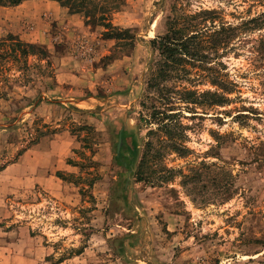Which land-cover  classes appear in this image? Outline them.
I'll return each instance as SVG.
<instances>
[{
  "label": "rangeland",
  "instance_id": "obj_1",
  "mask_svg": "<svg viewBox=\"0 0 264 264\" xmlns=\"http://www.w3.org/2000/svg\"><path fill=\"white\" fill-rule=\"evenodd\" d=\"M39 1L0 6V37L42 46L51 62L0 79L3 237H37L25 245L42 244L31 264H264V0H94L87 10L127 40ZM174 19L202 30L205 57L149 89L160 60L151 41ZM222 29L216 48L210 36ZM216 81L231 89L224 106L178 102L182 89L223 92ZM162 93L175 135L150 117ZM123 130L137 141L135 169L151 142L141 166L151 183L116 159L130 142Z\"/></svg>",
  "mask_w": 264,
  "mask_h": 264
},
{
  "label": "trees",
  "instance_id": "obj_2",
  "mask_svg": "<svg viewBox=\"0 0 264 264\" xmlns=\"http://www.w3.org/2000/svg\"><path fill=\"white\" fill-rule=\"evenodd\" d=\"M28 0H0V6L7 7V6H18L22 4L23 2ZM59 2L62 6L69 8L74 13H85V17L88 18V23L90 24H99L103 28L106 29L104 35H107L108 38H116L120 40H127V39H133L132 36H130L128 31L120 32L116 31V28L110 23L105 22L108 21V19L102 15L98 18L96 16H93L94 14H91V10H87V7L89 5L94 6V0H52ZM93 2V4H91ZM96 9V7H94ZM92 15V16H91ZM195 27V28H194ZM191 27L189 24H180V20L174 19L170 23L169 30L162 36H158L156 39L152 40V48L154 50H157L160 55V60L156 64V67L158 69L155 71L154 79L150 80L148 83L149 89H154L155 87L157 89L160 88V82H157V78H160L161 81H166L169 79H175V78H181L185 74L189 73L188 70H183L185 73H181V68L184 69V63L188 61V59H194L196 61H202V58L205 57L201 56L204 53L205 46H203V42L201 41V34L202 30H191L192 28L197 29L194 26ZM223 30L221 31H215L211 34V38L213 39L211 44L214 45V47L218 48L220 45H222L225 41L222 42L221 39L218 38V36H221L223 34ZM215 40V41H214ZM31 57H34L36 60L34 64H30L29 60ZM50 55L49 52L42 46H38L35 44H29L22 42L20 39H18L13 34H7L4 37H0V79L2 78L4 81L9 82L10 76L13 78H17L19 80L23 77H28L30 70H39L42 71L44 68L48 69L51 66L50 62ZM45 63V65H42L41 63ZM16 71L19 73V76L15 77V74L11 75L9 74V71ZM45 72V71H44ZM8 77V78H7ZM28 81H32L31 78H28ZM214 85L220 86V89H224L223 92L220 90H207L204 92H199L197 90H191V89H182L181 91H177V94L179 95V103L183 104H190V105H202V106H211V107H218V106H224L226 103H228L229 98L227 97V94L231 89L229 90L228 87L224 86V84H218V82H214ZM162 89H159L161 91ZM149 93V92H148ZM147 93V95H148ZM146 95V98H148ZM160 105H151L150 110L152 111L150 114L151 120L157 124V132L159 131H165L170 130V133L174 134L173 131H175L176 128H179L177 125V122L174 123L172 121L175 120V116H172V114H169L168 111H172L173 106L168 105L171 102V97L165 93L160 94L158 96ZM45 100L44 96H39L35 99L34 104L37 106L40 102ZM143 106L146 107L147 103L144 101ZM81 130H85L88 132L89 135L93 133V128L91 126H83L80 128ZM130 131V132H129ZM126 132L123 130L121 132V137L123 142L125 143V140L130 141L127 149H122V153L116 157V159L123 163V166H125V170L129 175H134L137 177V179L140 182H146L151 183L152 180H146L141 175V166H143L144 163H146L147 155L149 156L150 149H152L151 142H148V148L147 153H144V160L141 161V165L136 170L134 168L136 155H137V141L136 138L133 135V130H129ZM155 131L151 130L150 134H153ZM169 136L170 138L173 137V135ZM43 136V133H41ZM175 135V134H174ZM86 139L83 141L85 142ZM89 143L86 142L84 149L90 148ZM175 147V146H174ZM174 149H177L176 147ZM130 151L131 158L127 162L125 161V152ZM82 156L84 152H78ZM146 158V159H145ZM71 164V160L69 161ZM93 163V162H92ZM58 176L65 180L61 176L60 173H58ZM90 186H93V181L90 182ZM123 193L128 191V187H125L122 189ZM120 253H124V251L121 249L119 251Z\"/></svg>",
  "mask_w": 264,
  "mask_h": 264
},
{
  "label": "crops",
  "instance_id": "obj_3",
  "mask_svg": "<svg viewBox=\"0 0 264 264\" xmlns=\"http://www.w3.org/2000/svg\"><path fill=\"white\" fill-rule=\"evenodd\" d=\"M31 1L35 0H28L23 3ZM21 5H18V7ZM38 5H40L41 7L40 11L42 10V8H46V11H50L47 10L48 8L53 9L54 12L60 11V6L56 1L46 0L45 2H43L42 0H40ZM6 171L7 170H3L0 172V193H4L6 191V184H4ZM0 231H2L1 227ZM26 236V234H18L16 238L9 240V238H4L0 233V264H28L29 262H34V260L30 261L31 259H41L42 244L39 245L35 243V247L33 249H28V247L25 248L26 244H31L32 241H35L37 238L31 235H28L27 237ZM22 245H24L23 248Z\"/></svg>",
  "mask_w": 264,
  "mask_h": 264
},
{
  "label": "water",
  "instance_id": "obj_4",
  "mask_svg": "<svg viewBox=\"0 0 264 264\" xmlns=\"http://www.w3.org/2000/svg\"><path fill=\"white\" fill-rule=\"evenodd\" d=\"M120 148H121V141L119 143L118 152L120 151Z\"/></svg>",
  "mask_w": 264,
  "mask_h": 264
}]
</instances>
